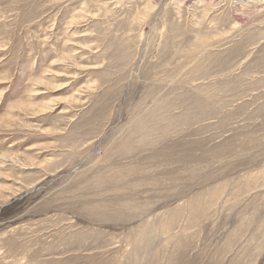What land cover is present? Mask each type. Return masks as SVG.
Returning <instances> with one entry per match:
<instances>
[{
	"label": "rangeland",
	"instance_id": "374dc122",
	"mask_svg": "<svg viewBox=\"0 0 264 264\" xmlns=\"http://www.w3.org/2000/svg\"><path fill=\"white\" fill-rule=\"evenodd\" d=\"M0 264H264V0H0Z\"/></svg>",
	"mask_w": 264,
	"mask_h": 264
}]
</instances>
